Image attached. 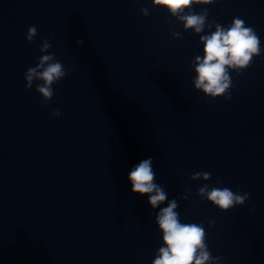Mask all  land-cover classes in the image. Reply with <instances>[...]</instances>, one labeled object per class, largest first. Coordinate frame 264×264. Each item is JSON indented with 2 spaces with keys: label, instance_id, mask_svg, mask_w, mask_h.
Instances as JSON below:
<instances>
[{
  "label": "clouds",
  "instance_id": "obj_1",
  "mask_svg": "<svg viewBox=\"0 0 264 264\" xmlns=\"http://www.w3.org/2000/svg\"><path fill=\"white\" fill-rule=\"evenodd\" d=\"M214 0H152L153 7L163 8L171 17L182 22L185 31L192 30L196 34L214 27L215 31L200 35L203 45V56H195L194 71L195 89L200 90L204 96L216 99L224 97L230 100L229 93L232 87L230 71L237 74L247 69L253 58L261 54L260 38L252 27H246L245 21L240 17L232 20L231 25L224 27L215 21H208V10L197 13L193 6L198 4L209 5ZM141 13L148 16L147 8H141ZM172 24V21H168ZM171 31V29H170ZM37 35V28L33 25L27 30L26 40L32 42ZM174 38H182L181 33L171 31ZM83 41H77L82 44ZM51 44L48 40L42 41L39 51L47 53ZM69 70L56 60L55 54H45L39 57L35 67H30L25 73V87L31 89L34 81H42L36 85V91L42 96L44 105L52 99L54 90L52 85L62 80ZM53 116H60L59 109L52 112ZM151 157L141 160L134 165L128 173L131 191L141 196L148 195V203L153 208H159L155 215V223L162 233L163 246L157 250L152 264H217L224 259L222 256L213 257L206 244V231L203 224L181 223L179 213L176 211V199H168L165 189L155 182L156 173L153 170ZM209 172H196L191 175L192 180L208 181ZM217 183H220L217 181ZM189 192L181 197L188 199ZM201 200H207L222 212H228L235 206L243 205L249 199L248 193L233 192L228 187H209L204 184L198 189ZM167 201V206L160 207ZM215 223L209 220L211 227Z\"/></svg>",
  "mask_w": 264,
  "mask_h": 264
}]
</instances>
